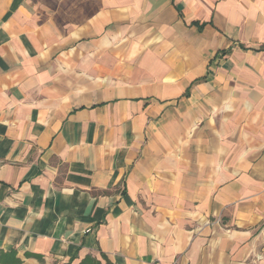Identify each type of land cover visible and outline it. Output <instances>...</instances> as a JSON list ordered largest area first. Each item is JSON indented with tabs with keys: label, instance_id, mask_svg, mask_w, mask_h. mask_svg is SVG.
Masks as SVG:
<instances>
[{
	"label": "crops",
	"instance_id": "crops-1",
	"mask_svg": "<svg viewBox=\"0 0 264 264\" xmlns=\"http://www.w3.org/2000/svg\"><path fill=\"white\" fill-rule=\"evenodd\" d=\"M0 249L264 264V0H0Z\"/></svg>",
	"mask_w": 264,
	"mask_h": 264
},
{
	"label": "trees",
	"instance_id": "trees-1",
	"mask_svg": "<svg viewBox=\"0 0 264 264\" xmlns=\"http://www.w3.org/2000/svg\"><path fill=\"white\" fill-rule=\"evenodd\" d=\"M0 264H22V261L16 257V252L14 250L3 251L0 249ZM79 264H101V262L96 258L87 255L79 262ZM104 264L111 263L105 259Z\"/></svg>",
	"mask_w": 264,
	"mask_h": 264
}]
</instances>
